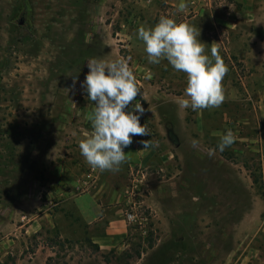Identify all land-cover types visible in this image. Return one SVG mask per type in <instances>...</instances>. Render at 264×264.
Returning <instances> with one entry per match:
<instances>
[{
	"label": "rangeland",
	"instance_id": "374dc122",
	"mask_svg": "<svg viewBox=\"0 0 264 264\" xmlns=\"http://www.w3.org/2000/svg\"><path fill=\"white\" fill-rule=\"evenodd\" d=\"M192 1L0 0V264H264V0ZM161 17L200 31L205 55L219 50L224 101L184 109V76L164 66L136 76L149 130L136 139L164 152L166 167L177 163L180 196L160 197L158 179L172 169H139L115 215L124 236L100 249L92 238L105 237L114 216L104 214L97 231L70 232L63 205L73 189L54 170L83 159L68 154L93 124V113L77 116L95 106L80 86L87 61L148 62L137 30ZM228 131L234 143L221 152Z\"/></svg>",
	"mask_w": 264,
	"mask_h": 264
},
{
	"label": "clouds",
	"instance_id": "9594fccd",
	"mask_svg": "<svg viewBox=\"0 0 264 264\" xmlns=\"http://www.w3.org/2000/svg\"><path fill=\"white\" fill-rule=\"evenodd\" d=\"M185 7L184 3L179 5L181 10ZM199 36L200 31L193 26L166 17H161L154 28L142 26L137 30L150 64H159L163 59L175 71L187 74V87L178 99L181 108L192 111L222 104V81L228 72L216 47L211 48V56L204 54V44L199 41ZM87 67L88 74L80 86L86 90L88 99L95 102L94 130L79 142L80 153L93 169L119 171L126 159L124 149L133 143L132 137L149 135L147 127L140 124L145 111L141 103L136 101L129 108L141 89L125 58L112 61L92 58L87 61ZM141 143L145 149L150 147L149 141ZM196 143L194 140L193 145ZM233 143L234 135L228 131L221 136L217 148L223 152ZM214 151L211 150L209 155ZM132 219L129 216V220Z\"/></svg>",
	"mask_w": 264,
	"mask_h": 264
},
{
	"label": "crops",
	"instance_id": "0c3cea01",
	"mask_svg": "<svg viewBox=\"0 0 264 264\" xmlns=\"http://www.w3.org/2000/svg\"><path fill=\"white\" fill-rule=\"evenodd\" d=\"M178 0H169L170 4L177 3ZM205 0H203L204 2ZM194 5H201L202 0H193ZM264 3V2H262ZM211 55V51L209 52V56ZM145 60H135L131 64V70L135 71V76L139 74H152V68L164 66L167 70H173V74L176 78H181L184 76L185 80H187V74L175 71L171 65L168 64L166 60H161L159 64H150ZM179 75V76H178ZM163 76V75H161ZM149 78V77H148ZM181 78V79H184ZM170 79H173L171 77ZM162 80H165L163 77ZM145 100V99H144ZM135 102H130L129 108ZM141 103V102H140ZM142 104V103H141ZM84 106V105H83ZM93 106L86 104L85 108L77 115L81 117L83 116L87 119H90L89 114H92ZM128 109H126L127 111ZM87 111V112H86ZM86 112V113H84ZM82 127V126H81ZM92 127L89 126V128ZM79 128V127H76ZM87 127H82L85 130ZM93 127L90 130H86L83 134L89 136L93 132ZM85 137L82 138V140ZM133 143L124 149L126 154L125 161L119 166V171H109L105 170L103 172L98 169L91 168L85 161L84 157L80 153L79 143L74 146V151L72 154H68V158L72 156H80L83 159H78L74 157V161L72 163V167L70 169L65 168L66 166L60 165L57 169L54 170L55 178H59L61 181L69 182L71 188L73 190H68L66 192V199L63 205V213H69L71 216L68 218V226L70 228V232L79 233L80 231L86 232V230H96L97 226L101 220L102 216L112 215V219H109L105 231L104 236H94L92 239L95 244L100 246V249L114 247L115 243H117L122 236H124L125 227L124 221L119 220L115 217V215L122 214L123 207L121 205L122 201H126L125 197V188L126 182L125 180H130L131 176L138 175L139 171L142 169H147L152 167L156 169V174L164 172L168 170L170 167H166L168 164L171 165V159L164 152L159 153L158 150H153V148L148 147L144 148L142 143H139L136 139V136L132 137ZM181 145H174V149L176 151V155H178V160L181 162L183 160V154L181 153ZM179 148V149H177ZM178 150V151H177ZM190 150V148H189ZM178 152V153H177ZM175 154L172 157L175 159ZM190 155V153H189ZM172 175L166 176L162 181L158 179V185L162 191L160 197L163 203L166 202L165 198H170L169 196L175 199L180 196V190L177 189V183L180 180L181 171L179 169H175L177 167V163H172ZM178 164H181L178 162ZM82 169H85L84 173H82ZM140 169V170H139ZM137 171V172H136ZM53 173V172H52ZM81 173V174H80ZM81 175V178L78 175ZM136 174V175H135ZM143 179L146 178L144 174H142ZM75 189H83L79 194H75ZM172 190L171 193L169 191ZM171 194V195H170ZM237 252H231L228 254L226 259L229 257H234Z\"/></svg>",
	"mask_w": 264,
	"mask_h": 264
},
{
	"label": "built area",
	"instance_id": "2783aa9c",
	"mask_svg": "<svg viewBox=\"0 0 264 264\" xmlns=\"http://www.w3.org/2000/svg\"><path fill=\"white\" fill-rule=\"evenodd\" d=\"M133 102H135V100H134ZM133 102H132V103H133Z\"/></svg>",
	"mask_w": 264,
	"mask_h": 264
},
{
	"label": "water",
	"instance_id": "95a60500",
	"mask_svg": "<svg viewBox=\"0 0 264 264\" xmlns=\"http://www.w3.org/2000/svg\"><path fill=\"white\" fill-rule=\"evenodd\" d=\"M21 24H22V22H21Z\"/></svg>",
	"mask_w": 264,
	"mask_h": 264
}]
</instances>
